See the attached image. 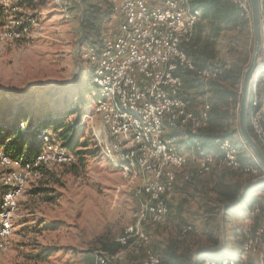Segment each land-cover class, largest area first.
<instances>
[{
	"label": "rangeland",
	"instance_id": "374dc122",
	"mask_svg": "<svg viewBox=\"0 0 264 264\" xmlns=\"http://www.w3.org/2000/svg\"><path fill=\"white\" fill-rule=\"evenodd\" d=\"M93 1L114 6L120 3V0ZM9 3L20 4L24 12L33 15L35 23L23 40L0 41V124L4 118H14L17 110L27 106L45 109L42 112L45 114L52 113L54 104L60 111L65 108L70 111L72 104L76 105L85 97L86 91L90 93L85 97V106L80 105L66 118L77 138V143L67 148L75 160L71 164L51 166L39 179L30 180L26 185L19 199L16 230L7 246L0 250V264H95L97 256L111 250L113 243L133 223L146 199L142 191V173L133 167L130 175H125L104 156L95 136L102 122L95 112L96 102L92 95V65L83 57L84 48L87 49L82 44L83 0H9ZM1 7L0 33L8 17L14 15ZM121 23L122 18L117 13L104 23V36L118 34ZM195 42L196 50L202 52L198 62L220 71L219 78L208 83L192 74L187 76L183 96L190 101L191 109L199 113L205 105L211 106L213 83L225 70L237 64L244 74L248 67L254 48L251 21L245 27L226 26L216 35L210 30L208 19L201 16ZM242 80L243 76L236 85L239 94ZM223 84L232 87L229 82ZM240 98L241 94L238 102L230 106L225 123L238 130L235 138L242 151L245 146L239 142ZM5 113H8L6 117ZM185 134L186 130L171 131L179 145ZM53 141L63 145L55 137ZM188 148V165L185 171L177 173V182L168 191L169 215L164 222L146 227L151 237L150 245L141 250L122 248L124 253L111 264H142L147 250L160 256L170 241L176 239L183 242L180 251L190 246L197 252L211 245L209 235L212 232L225 236L227 227L242 232L244 228L253 230L252 227L264 226V214L255 226L254 222L237 217L227 225L219 211L212 212L206 222L203 221L205 217L196 219L189 214L188 211L193 212L199 205L192 196L194 193L200 192L199 199L204 205L211 202L214 206L215 182L244 183L248 176L218 162L212 172L186 182L184 172H193L197 164L195 147ZM185 194L191 196L185 200L187 213L182 216L181 199ZM186 225H192L193 230L185 235L181 230ZM246 240L243 235L233 244L242 246ZM259 250L248 254L252 264L264 262ZM219 256L228 257L229 252L222 251Z\"/></svg>",
	"mask_w": 264,
	"mask_h": 264
},
{
	"label": "built area",
	"instance_id": "2783aa9c",
	"mask_svg": "<svg viewBox=\"0 0 264 264\" xmlns=\"http://www.w3.org/2000/svg\"><path fill=\"white\" fill-rule=\"evenodd\" d=\"M233 1L241 15L251 19L249 0ZM0 4L14 13L1 29L0 41L23 40L35 23L33 15L24 12L18 3L1 0ZM262 10L264 23V0ZM115 11L122 18L119 33L101 44L87 46L83 57L92 65V95L96 102L95 112L102 122L95 136L104 156L125 175H130L133 167L142 173V191L146 199L133 223L117 239L123 248L141 250L151 242L146 227L164 222L169 215L168 191L177 182V173L185 171L188 165L189 157L180 151L171 131L186 130L187 134H197L207 126L210 118L209 104L196 113L183 96V73L191 72L208 83L216 80L220 71L198 67L185 48L192 42L201 18V12L192 7L191 0H120ZM248 110L249 124L264 151V52L252 78ZM20 128L26 131L27 123L21 122ZM38 140L39 152L31 160L14 158L0 149L3 189L0 190V250L7 246L16 230L19 199L29 181L39 179L53 165H67L75 160L65 147L53 141L51 129H40ZM217 143L219 153L200 145L195 147L197 164L193 172H184V181L212 172L218 162L257 180L264 178V169L254 157L255 163L241 160L242 151L236 141L218 139ZM245 149L248 150L246 146ZM260 211V207H256L252 214ZM192 229V225H186L182 233ZM257 250L263 260L264 226H259L247 238L240 254L242 258L228 256L207 259L204 263L250 264L246 255ZM123 253V250L113 254L104 251L97 256L95 264H111ZM142 264H161V259L147 250Z\"/></svg>",
	"mask_w": 264,
	"mask_h": 264
},
{
	"label": "trees",
	"instance_id": "16d2710c",
	"mask_svg": "<svg viewBox=\"0 0 264 264\" xmlns=\"http://www.w3.org/2000/svg\"><path fill=\"white\" fill-rule=\"evenodd\" d=\"M83 4L82 44L85 46L101 44V42L108 37V35L104 36L103 34L104 23L113 19L117 15L115 6L108 2L101 3L93 0H83ZM191 4L194 9L201 12V16L208 19L210 30L216 35L226 26L245 27L248 26L251 21L250 18H245L241 15L239 7L233 0H191ZM198 25L199 22L196 29L198 28ZM195 40L196 36H194L192 42L186 47V50L195 58L198 67H209L206 64L198 62L201 59L202 52L196 50ZM191 74L193 75L191 72L183 73L185 82L187 76ZM242 76L243 68L236 64L231 69L225 70L220 79L213 83V98L207 126L201 129L197 134L186 133L184 135L186 137L185 141L189 142L192 148L200 145L206 150L219 153L218 139H234L238 130L232 129L231 126H228L225 123V121L229 117L230 106L238 102L240 94L236 89V85L240 83ZM223 82H229L233 88L228 87L223 84ZM89 93V91H86L85 97ZM85 97L83 99L80 98L76 102V105L72 104V109L70 111L68 109L65 110L66 108L64 109L65 111H60V108L54 104V108H52L54 110H52L51 114H48L49 112H47L48 115L42 113L45 109L33 106H27L23 109L17 110L15 112V117L10 120L9 118L11 117L7 118L6 116L8 113H5L6 118H4L0 124V149L14 158L31 160L39 152L40 143L38 135L40 129L44 127L51 129L53 137L61 142L63 147L71 149L73 145L77 143V138L73 126L66 118L71 113L76 112L75 110H77L80 105L85 106ZM52 105L53 104L51 103V106ZM79 113L80 116L82 113ZM35 116H37V118ZM21 122L27 123L26 131H22L20 128ZM249 129L253 133L250 124ZM241 143L243 144L242 140ZM242 157L244 158H241L243 162L248 161L250 163H255L253 156L251 157L249 155L248 157ZM214 188L215 198L212 201L216 206L211 207L210 210L213 213L215 211L221 213L224 208L225 217L226 213L232 210V205L230 204L240 198L242 185L221 180ZM0 190H3L2 186H0ZM243 197H245V194ZM258 202L259 201L252 196L247 201L249 207L254 206V204ZM259 204L264 211V205L262 203ZM209 237V243L211 244L209 247H219L221 244L219 236L212 232ZM181 243L183 242L180 241V239L170 241L166 249L159 256L161 264H200L203 259L219 260L224 258L219 256L220 252H222L220 249H201L196 252L195 248L192 250L190 246H186L184 251H180L179 247ZM122 248L123 246L116 241L113 243L111 250L107 249L106 251H110V253L113 254L120 251Z\"/></svg>",
	"mask_w": 264,
	"mask_h": 264
},
{
	"label": "crops",
	"instance_id": "0c3cea01",
	"mask_svg": "<svg viewBox=\"0 0 264 264\" xmlns=\"http://www.w3.org/2000/svg\"><path fill=\"white\" fill-rule=\"evenodd\" d=\"M1 9H3V8L1 7ZM196 35H197V29H196L195 36ZM186 47H188V45L185 46V48ZM183 137H184V139H183V141H181L182 145H179L178 142H177V144H178V147H179L180 151H182V152H184L185 154L188 155V154H190V152H189L190 150H189L188 146L191 147V148H192V146H190L189 142L185 141L186 137L185 136H183ZM234 139L233 140L238 143V140L235 137H234ZM241 140L239 142H241ZM242 153H243V156H247L248 157L250 155V153L245 149V147H243ZM245 176H248V180L245 181L244 183H239V184L242 185L240 202H238L237 204L232 205V210L227 212L226 215H225L227 225L230 224L232 222V220H234L237 217V218L246 219V221H249V222L252 221V222H254V226H255L256 222H258V219L262 216V214H264V211H263V209L261 208V206L259 204V203H262L264 205V203L262 202V198L264 196V193H263L264 192V183L260 184L258 182L259 180L255 179V178H253V177H251L249 175H245ZM219 182L220 181H217L214 184L217 185ZM244 194H245V197H243ZM171 195H172V193H171ZM199 195H200V192L194 193L192 195L194 197V199H196L199 202L198 208L194 209L193 212H191V211H188V212H189V214H192L194 217H196V219H200V218L202 219V217H205V219H203V221L205 220V222H206L207 221V217L213 215L212 211L210 210L211 207H215L216 204L214 203V206H212V204L210 202L209 204L206 203L208 205H204L202 202H200L201 200L199 199ZM173 196H174V194H173ZM182 196H183V198L181 200L183 201L182 202L183 206H181L182 207L181 211H183V212L181 214H182V216H185L186 213H187V204H185V200L189 199V197L191 195L185 194V195H182ZM251 196L253 198L257 199L259 202L254 204V206L249 207L247 201L249 200V198ZM167 197H168V194H167ZM188 206H189V204H188ZM256 207H260L261 211L258 214L253 215L252 212H253L254 208H256ZM203 208H206V209L208 208V211H206V209L204 211ZM220 214L222 216H224V208H223V210L221 211ZM196 223H198V222H196ZM257 227H259V225ZM257 227H252L253 230L244 228L242 230V232L237 231V230H233V229L231 230L230 229L231 227H227V233H226L225 236L217 235V236H219L220 243H221L219 245V247H217V248H210V247L203 248L202 247L199 250H201V249H205V250L220 249V251H228L229 252V256L242 258V256L240 254L243 251V245L242 246L238 245L239 246L238 247V246H235L233 243H235L236 240L238 238H240V236H243V235H245V237L247 239L256 230ZM205 260L206 259H203L200 262V264H204ZM246 261L249 262L250 264H252V262L248 260V255H246Z\"/></svg>",
	"mask_w": 264,
	"mask_h": 264
},
{
	"label": "water",
	"instance_id": "95a60500",
	"mask_svg": "<svg viewBox=\"0 0 264 264\" xmlns=\"http://www.w3.org/2000/svg\"><path fill=\"white\" fill-rule=\"evenodd\" d=\"M251 7V24L254 33V48L251 61L243 74L241 85V98L239 103V133L243 144L251 152L255 160L264 169V151L259 145L257 139L249 129V102L251 96V84L253 75L260 62L261 56L264 52V23L262 0H249ZM260 184L264 183V178L258 181ZM241 197L230 205L240 202ZM197 260V255H196Z\"/></svg>",
	"mask_w": 264,
	"mask_h": 264
}]
</instances>
